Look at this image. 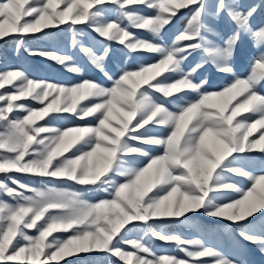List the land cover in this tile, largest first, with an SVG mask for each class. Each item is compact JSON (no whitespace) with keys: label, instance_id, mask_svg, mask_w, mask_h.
<instances>
[{"label":"snow or ice","instance_id":"1","mask_svg":"<svg viewBox=\"0 0 264 264\" xmlns=\"http://www.w3.org/2000/svg\"><path fill=\"white\" fill-rule=\"evenodd\" d=\"M190 6L188 23L166 43V27ZM258 7L241 0H0V40L18 36V54L23 49L82 76L83 68L60 47L63 37L56 38L54 50L26 46V37L46 39L65 26L70 48L78 47L110 81L106 86L85 78L64 85L30 78L22 69L0 71V89L13 88L0 94V174L18 186L0 180V196L13 201L0 199V264H59L92 252L123 264H205L198 258L243 264L203 238L166 231V222L185 227L186 214L200 212L232 223H193V231L215 239L227 228L233 248L243 251L238 235L264 254V167L259 174L250 168V156L256 150L264 154V23L253 24ZM225 17L231 23L226 32L215 26ZM85 28L102 39L93 37L86 46L80 39ZM242 36L258 49L243 77L232 66ZM112 42L130 54L157 58L113 77L106 68ZM196 52L200 59L186 70ZM207 63L232 77L220 90H207L206 77L195 79ZM29 98L40 106L20 102ZM59 113L96 123L50 125L56 118L50 114ZM153 127L162 134H149ZM152 148L162 151L154 154ZM11 172L40 177L42 186L21 183ZM44 178L102 189L107 196L90 202L79 192L47 187ZM226 195L236 198L223 202ZM138 231L174 243L191 260L157 255L143 237L130 238ZM67 232L72 234L66 239L54 235Z\"/></svg>","mask_w":264,"mask_h":264},{"label":"rangeland","instance_id":"2","mask_svg":"<svg viewBox=\"0 0 264 264\" xmlns=\"http://www.w3.org/2000/svg\"><path fill=\"white\" fill-rule=\"evenodd\" d=\"M245 7L250 4L258 5L257 14L253 18V24L264 23V0H241ZM189 9H181L178 11L177 15L173 18L172 22L169 26L166 27L163 33V39L166 43H170L175 35L181 31L186 24L188 23V19L191 15ZM141 12H145L149 15L152 14L151 10L140 7ZM215 23V22H213ZM215 26L221 31H229L231 29V23L227 20V18L221 19ZM137 36L150 38L146 31H136L135 29H131ZM48 31V30H46ZM34 36H39V34H34ZM57 37H63L64 42L60 45L61 48L66 50V54H70L74 57L75 63L77 66L83 68V75H76L66 70L64 66L58 65L57 63L40 56H30L23 49L20 50L19 54L16 50V42L18 40V36H9L0 40V71L10 70V69H22L27 73L30 78H34L37 80H45L52 83L71 85L77 82H80L82 79H93L98 83L109 85L110 81L94 66L91 65L90 61L80 52L79 48L71 49V33L70 30L61 26V30L56 32L55 30L49 31V35L46 39L37 40L35 38L26 37L27 47H40L41 50H54L53 43ZM95 37V40H101L102 38L98 37L97 34L92 32L91 29H84V35L80 37L83 40L86 46H90L92 38ZM209 39H213L214 37L209 36ZM111 53L106 61V68L108 72L113 77H118L122 70L125 68L129 70L136 69L139 65L143 63L154 62L157 58L152 54L147 52H137V53H129L126 48L122 45H119L116 42H112L111 45ZM258 54V49L253 45L252 40L247 36H242L240 43L237 45L234 59L232 60V66L235 69V72L239 76H246L249 73L250 65L253 63V58ZM202 54L200 52L193 53L189 56L186 61L184 67L187 70L190 68L195 62L200 59ZM207 78V90H220L226 83H228L232 77L228 74H225L221 71H218L217 68L211 63H207L203 66L201 70H199L196 74V81L199 82L201 78ZM175 78V77H173ZM13 88L11 86H6L4 89H0V94H4L12 91ZM264 91V88L261 89ZM56 93H52V96L49 97L51 100ZM189 99L192 98V94L189 93ZM24 103H28L30 106L36 107L40 106L38 102H33L31 99H27L24 101H20ZM2 103V102H0ZM87 103V102H82ZM171 106V105H170ZM24 112H16L14 115L23 116ZM55 115V119L48 121V123L52 126L59 127L61 129L78 126L85 123L95 124L96 121L92 118H85L84 120H80L77 118L75 114L72 113H59V114H50ZM47 119V118H46ZM45 121H38V124H43ZM147 127V126H146ZM2 131V129H0ZM151 135L162 134L159 128L153 127L150 130ZM258 136L257 134H254ZM154 154H159L162 149L152 148L150 149ZM65 155H69L66 153ZM135 159L140 160L142 163H146L142 157H138L136 154H133ZM250 159L252 164L250 168L256 174H259L262 167H264V154H261L258 150H256L251 156ZM142 166V164H141ZM16 172H11L8 175H12ZM25 174V173H24ZM30 175L31 178H26V176ZM25 177L19 179L15 177L16 180L24 183L26 185H30L33 187H41L42 186V178L32 176L31 174H26ZM28 179V181H25ZM238 179V182L241 186H248V182L243 179ZM5 181L12 187H18L16 184H13L10 179H8L7 175H3V178L0 179ZM44 184L47 187H55L60 189H69L72 192H79L82 194V198L95 202L101 198H105L107 193H105L102 189H94L92 187L81 186L72 181H67L65 179L61 180V183H57L55 178L48 179L44 178ZM30 194V193H29ZM236 198L233 195H226L223 202H227L228 199ZM0 199H3L8 202H13L6 195L0 196ZM264 211V210H262ZM189 215V219L184 221L185 227H181L175 222H166V231L168 233H179L184 238H203L206 242H209L211 246L217 248L223 255L228 258L234 260H240L243 264H264V254H261L256 246L242 240L238 235H236V240L240 242L243 246V251L237 250L233 248L231 241L228 239L227 235L224 234L227 232V228H225L224 233L219 234L215 239L212 236H208L206 234H201L193 231L191 229V224L200 223L204 225L211 226H226L230 225L232 222H229L222 218H209L206 217L203 212L199 214H186ZM174 220V218H173ZM136 223V222H134ZM240 223V222H237ZM72 233L69 232L67 234L57 233V235L61 239H66ZM143 237L145 241L150 242L154 246V251L157 255L162 254H174L179 258H185L191 260L185 256V254L179 251L174 243L163 242L159 239H154L150 235H145L143 231L133 232L130 238L135 239ZM51 239V238H50ZM127 250H132L130 246L121 245ZM151 258V257H150ZM205 262V264H213L214 258H198ZM56 264V262H53ZM59 264H123V262L119 261L118 258L109 257L106 253L102 252H92V253H77L71 257H66L63 261H60Z\"/></svg>","mask_w":264,"mask_h":264},{"label":"trees","instance_id":"3","mask_svg":"<svg viewBox=\"0 0 264 264\" xmlns=\"http://www.w3.org/2000/svg\"><path fill=\"white\" fill-rule=\"evenodd\" d=\"M12 175H14L15 177H17V178H19V179H22L23 177L26 176V174H24V173H13ZM2 178H3V174H0V179H2ZM26 178H31V176L28 175V176H26ZM61 180H62V179H60V180L55 179V181H56L57 183H61ZM25 181H28V179H25ZM67 233H69V232H67ZM67 233H61V234H67Z\"/></svg>","mask_w":264,"mask_h":264}]
</instances>
